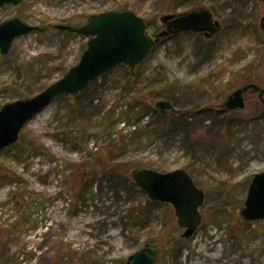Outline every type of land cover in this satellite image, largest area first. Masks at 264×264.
I'll use <instances>...</instances> for the list:
<instances>
[{
	"label": "rangeland",
	"instance_id": "1",
	"mask_svg": "<svg viewBox=\"0 0 264 264\" xmlns=\"http://www.w3.org/2000/svg\"><path fill=\"white\" fill-rule=\"evenodd\" d=\"M21 2L3 5L0 22L18 16L43 29L0 52V108L37 94L79 61L87 38L56 23L77 26L101 11L131 9L153 36L164 28L162 13L206 6L222 27L212 37L163 36L133 73L118 64L80 92L59 93L28 119L17 141L0 149V264H124L146 243L157 247L154 264H264V218L240 214L248 184L264 171V102L251 89L242 109L224 105L251 76L264 88V2ZM151 73L168 81L167 99L186 113L168 133L151 109L165 99L151 94ZM147 120L154 125L145 127ZM115 162L186 168L205 191L194 233L182 237L172 204L136 188H111ZM140 211L147 212L146 223L128 218Z\"/></svg>",
	"mask_w": 264,
	"mask_h": 264
},
{
	"label": "water",
	"instance_id": "2",
	"mask_svg": "<svg viewBox=\"0 0 264 264\" xmlns=\"http://www.w3.org/2000/svg\"><path fill=\"white\" fill-rule=\"evenodd\" d=\"M22 0H0L4 4L19 5ZM264 2V0H263ZM163 30L151 36L146 32V20L131 9H109L91 15L87 22L74 26L56 23L61 31H73L89 37L79 61L58 80L50 83L37 94L27 98H16L5 102L0 108V149L17 141L20 129L28 119L59 93L80 92L88 83L108 72L114 66L124 63L131 69L142 62L153 44L163 36L192 31L204 37H212L222 27L208 7L195 6L182 12H164L160 15ZM264 31V16L260 18ZM37 24H30L18 16L0 22V52L6 54L13 40L24 33L42 30ZM259 91L262 98L264 88L251 82L234 88L225 98L227 109H242L245 106L244 93L250 89ZM264 101V98H262ZM156 106L161 111L174 110L168 99H159ZM133 179L145 190L151 200L172 204L180 227H184L182 237L191 236L201 222L199 207L203 204L205 191L196 185L186 168L169 171L138 166L132 171ZM246 200L240 214L244 219L264 218V171L256 172L248 184ZM157 247L146 243L130 253L125 264H154Z\"/></svg>",
	"mask_w": 264,
	"mask_h": 264
},
{
	"label": "trees",
	"instance_id": "3",
	"mask_svg": "<svg viewBox=\"0 0 264 264\" xmlns=\"http://www.w3.org/2000/svg\"><path fill=\"white\" fill-rule=\"evenodd\" d=\"M151 25L149 23H147V33L150 34V29H151ZM151 35V34H150ZM139 66V64H137L135 67H133V69L129 68V71L131 73H133V71ZM255 77L251 76L250 77V81L254 82ZM148 82H151V86L154 87V89H152L151 94L154 95L155 97H158L159 95L162 97L169 98V95H167L168 90L172 89V86L170 84H168V81H165V79L163 77H158L157 74H150L148 76L147 79ZM256 83V82H255ZM168 86V87H167ZM167 87V88H166ZM163 89L162 91L165 90V92H160V90ZM168 89V90H167ZM167 90V91H166ZM171 92V91H169ZM164 94V95H163ZM152 97V96H151ZM148 108H151V105L147 106ZM153 109L155 112H158V120L157 122L160 123V125H162L163 129L162 132L164 133H168V131H170L173 127L177 126L176 124V120H184L186 118V113L183 110H179V109H175L173 111L167 110V111H159L157 108H151ZM146 126L145 127H152L153 124V120H147L145 122ZM131 127L133 128L132 133H135L136 126L134 124L131 125ZM139 165L132 166V165H127L126 167H123L122 164L115 162V163H111V167H109L110 170V176L109 179L110 180V186L111 188H117V186L119 185H124L126 188H128V190L131 191V189L136 188L137 190L142 191L143 193H145L144 190H142L137 182L133 179L132 177V171L137 168ZM81 181L82 179L77 178V181ZM154 201V200H153ZM151 203V202H150ZM128 218H130L131 220H133L134 218H136L135 222L140 223L139 221H141L143 224L146 223V221L148 220V214L147 212H142L140 211L139 214L137 215V217L130 215Z\"/></svg>",
	"mask_w": 264,
	"mask_h": 264
},
{
	"label": "flooded vegetation",
	"instance_id": "4",
	"mask_svg": "<svg viewBox=\"0 0 264 264\" xmlns=\"http://www.w3.org/2000/svg\"><path fill=\"white\" fill-rule=\"evenodd\" d=\"M259 23H260V22H259ZM260 24H261V23H260ZM263 94H264V92L262 93V98L264 97V95H263Z\"/></svg>",
	"mask_w": 264,
	"mask_h": 264
},
{
	"label": "bare ground",
	"instance_id": "5",
	"mask_svg": "<svg viewBox=\"0 0 264 264\" xmlns=\"http://www.w3.org/2000/svg\"><path fill=\"white\" fill-rule=\"evenodd\" d=\"M230 243H231V242H230ZM230 247H231V245H230ZM262 259H263V257H262ZM262 259H261V260H262ZM242 264H243V263H242Z\"/></svg>",
	"mask_w": 264,
	"mask_h": 264
}]
</instances>
